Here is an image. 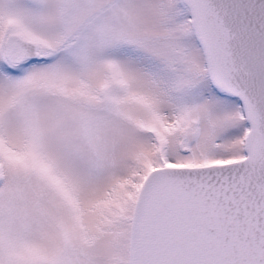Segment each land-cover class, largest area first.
I'll return each mask as SVG.
<instances>
[{
    "label": "snow or ice",
    "instance_id": "1",
    "mask_svg": "<svg viewBox=\"0 0 264 264\" xmlns=\"http://www.w3.org/2000/svg\"><path fill=\"white\" fill-rule=\"evenodd\" d=\"M0 264H264V0H0Z\"/></svg>",
    "mask_w": 264,
    "mask_h": 264
}]
</instances>
